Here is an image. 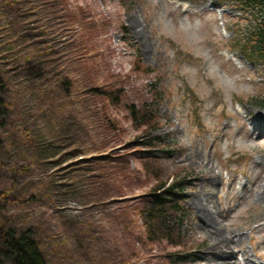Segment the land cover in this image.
Listing matches in <instances>:
<instances>
[{
  "label": "rangeland",
  "instance_id": "1",
  "mask_svg": "<svg viewBox=\"0 0 264 264\" xmlns=\"http://www.w3.org/2000/svg\"><path fill=\"white\" fill-rule=\"evenodd\" d=\"M86 1L98 7L85 20L98 18L99 57L71 41L76 31L52 9L0 8V231L32 226L51 264H264V65L233 47L253 17L234 0ZM81 60L100 69L89 77ZM118 81L119 105L93 91ZM134 102L152 111L151 131L171 150L156 174L186 178L182 243L144 226L140 197L155 171L132 180L139 154L111 157L133 152L144 133L129 118ZM103 155L104 167L86 161ZM112 164L127 171L116 188Z\"/></svg>",
  "mask_w": 264,
  "mask_h": 264
},
{
  "label": "trees",
  "instance_id": "2",
  "mask_svg": "<svg viewBox=\"0 0 264 264\" xmlns=\"http://www.w3.org/2000/svg\"><path fill=\"white\" fill-rule=\"evenodd\" d=\"M234 1V5L241 8L244 12L249 13V16L253 17L251 18L252 25L250 28L248 26L245 36L238 35L234 38L235 47L239 48L250 60L257 61L264 65V0ZM20 5H22L21 8L52 9L54 14L62 17L63 22L67 24V26L64 27V31L68 29L76 31V33L71 36V41L75 40V44L78 43L82 45L84 49L87 47L89 48V45H91L92 53H95V57H99L97 55L98 52L93 49V41L95 40L97 44L99 43L96 34L98 31V18L94 16L89 19L88 22L85 20V18H88L86 12L88 8H98L93 6L92 3H88L86 0H0V8H16L15 13L23 11L20 8ZM238 31H241L240 28ZM39 32L41 34H46L45 26L41 25ZM65 36H67V34L63 35L64 38ZM87 52L89 51H83V53ZM50 53L52 52H47V54ZM35 54L37 55V53ZM100 56L104 60L105 57L102 55ZM32 58L33 55H30L27 59L29 60ZM137 63L142 64L140 59L137 60ZM77 65L79 68H84L89 77L93 75L97 69H100L97 62H95V64H90V62L86 60L85 62L84 60H81ZM52 66L53 64H51V67ZM137 69L140 70L142 68L138 67ZM70 76L68 78H63L61 83L64 85L73 84V78H70ZM112 83L115 85L108 86L107 89L106 87H103L104 85L100 87L96 85L93 91L99 96L109 99L115 106L124 101V96L127 97V93L120 81H118V84L114 82ZM4 90H6V83L0 77V93ZM0 101L2 102L0 106H3L2 110L0 109L1 128L7 117V108H5L2 97H0ZM261 102L264 103V99L261 100ZM130 106L129 118L133 121V125L136 128L143 127L144 133L133 140V143L136 145L133 152L130 151L111 157L123 158L130 154L138 153L139 162L142 167L138 169L137 174L131 173L132 170L128 172L130 175L129 178L134 180L138 179L137 177L139 175L144 176L146 172L148 173V176H150L151 172L155 171L154 168L156 170L161 169L162 166L160 165V161L163 157L162 155L169 150L165 149V146H163L165 142L151 132V129H153L152 127H155V122H157L152 111L148 110L147 107L136 104L135 102ZM111 126L112 128L115 127L113 122ZM148 128H150V130H148ZM81 155L82 154L77 152V158ZM111 157L107 155L96 156L90 157V160L86 161L93 162L101 168L104 167L102 159H109ZM111 160H113V158ZM60 161L62 160L60 159ZM78 161L80 163L85 162V158L80 157ZM112 167L115 169L114 171L112 170L115 174L111 181L116 188L120 182H126L121 174H125L127 171L126 168L117 164H112ZM120 168H122V171L119 170ZM153 176L155 182L150 186L149 190L140 197V214L144 218V226L147 229L148 236L157 240L168 238L169 242L172 244L182 243L180 237L183 236L182 225L189 219V214L184 203L185 191L188 188L186 178L176 179L169 183L159 174H156V171L153 172ZM125 177H127V174H125ZM120 191H122V189H120ZM2 199V194L0 192V216L4 209L1 204ZM0 252L3 253L0 256L1 264L2 259H4L2 257L7 256L11 257L10 259H12L13 264H51L41 246V242L36 238L32 226L18 228L12 225L7 230H4V232H0Z\"/></svg>",
  "mask_w": 264,
  "mask_h": 264
},
{
  "label": "bare ground",
  "instance_id": "3",
  "mask_svg": "<svg viewBox=\"0 0 264 264\" xmlns=\"http://www.w3.org/2000/svg\"><path fill=\"white\" fill-rule=\"evenodd\" d=\"M0 77H1V76H0ZM2 80H3V79H2ZM3 81H4V80H3ZM5 91H6V90H4V91H2V92L0 93V97H2V94H3ZM1 103H2V102L0 101V104H1ZM2 107H3V106H2ZM2 107L0 106V109H1V110H2ZM252 124H253V126H254L253 121H252ZM257 124H258V126H259V135H260V136H264V117L259 116V117H258ZM4 126H5V121H4V123H3V126L0 128V131H1V129H2ZM254 128L257 129L256 126H255ZM261 189H262V190L256 195V200L259 201V202H264V184L261 185ZM260 231L263 232L264 229H263V228H260ZM223 239H226V241L229 240V239H227L226 237H224ZM226 247L231 248L230 244L226 245ZM215 248L220 249L221 246H220V245H217V246H215ZM243 253H244V254H247L246 251H244ZM224 255H227V254L219 253V256H224ZM245 261H246V263H247V262H250V257H247ZM224 263H225V262H223V263H221V264H224Z\"/></svg>",
  "mask_w": 264,
  "mask_h": 264
}]
</instances>
